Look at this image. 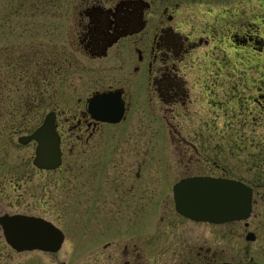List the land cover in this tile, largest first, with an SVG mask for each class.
Returning a JSON list of instances; mask_svg holds the SVG:
<instances>
[{
	"label": "rangeland",
	"instance_id": "1",
	"mask_svg": "<svg viewBox=\"0 0 264 264\" xmlns=\"http://www.w3.org/2000/svg\"><path fill=\"white\" fill-rule=\"evenodd\" d=\"M36 2L0 0V215L46 218L65 237L54 253L11 250L5 257L0 251V264H105L118 247L132 250V225L144 230L147 219L159 214L160 206L113 212L114 207L107 209L101 201L91 202L84 184L77 186L75 198L64 196L57 186L55 190L57 173L32 164L35 143L17 141L49 110L58 112L62 131L69 134L70 118L84 109L91 93L118 83L125 92L126 117L118 124L105 123L104 133L130 136L146 151L153 147L157 199H173L174 183L197 174L231 177L254 186L248 224L194 223L188 229L192 250L184 260L264 264V0H181V12L172 24L181 30L214 25L216 44L201 46L190 58L201 65L187 69L200 76L187 74L199 82L190 86L198 105L168 112L172 119L151 91L146 65L116 60L113 50L104 60L91 59L79 47L75 58L65 61L75 53L62 45L66 35L58 34L75 26L64 13L67 0H43V11ZM167 4L154 0L148 16L159 15ZM245 33L258 40L243 42ZM70 178L65 174L60 187L68 189L74 183ZM171 205L162 208L163 214H175ZM248 231L254 232L253 241L245 239ZM141 238L139 245L149 246L147 234L141 233Z\"/></svg>",
	"mask_w": 264,
	"mask_h": 264
},
{
	"label": "flooded vegetation",
	"instance_id": "2",
	"mask_svg": "<svg viewBox=\"0 0 264 264\" xmlns=\"http://www.w3.org/2000/svg\"><path fill=\"white\" fill-rule=\"evenodd\" d=\"M165 2L168 4L159 15L151 18L148 13L154 0H67L64 13L68 14V19L75 26L65 32L58 30V34L66 35L62 45H67L75 53L72 56L66 55L65 61L75 58L77 47L81 48L86 57L99 60L106 59L113 50L112 57L116 60L122 58L128 63L137 61L147 66L151 91L157 96L165 115L171 117L168 112L184 111L197 106L194 98L196 94L190 86L194 87L199 82L190 80L187 74L200 76L198 72L187 69L201 66L199 63L195 64L194 59L190 60L201 46L215 48L216 27L208 25L201 30H181L172 24L181 12V0ZM36 4L38 11H43V0H37ZM248 35L245 33L241 40L245 43L258 40ZM190 62L193 64L190 65ZM178 63H182V68L177 66ZM183 67H186V71ZM215 74L216 72L211 75ZM41 80L43 82V78ZM205 85L209 86V83L205 82ZM108 91L120 92L125 106L124 116L119 121L121 122L126 117L127 103L120 83L117 86L108 84L106 88L96 90L89 97ZM49 111L55 113V131L60 137L61 163L55 169L39 170L57 173L55 190L58 187L59 193L62 191L64 196L75 198L77 186L84 184L91 202L101 201L100 204L107 209L114 207L113 212H118L123 207L132 211L140 206L153 207L155 210L156 206L161 208L158 215L155 213L147 219L144 226L146 229L141 230L137 224L132 225V250L118 247L105 264H190L184 260L188 250H192L189 246L191 242L188 229L197 221L178 213L173 205L171 206L175 214H163L162 208L174 204V200L156 198V188L152 183L155 179L153 169L157 157L153 147L146 151L130 136L105 134L103 127L108 122L93 118L87 111V102L84 109L70 118L69 134L63 133L58 112ZM31 142L36 147V142ZM170 159L166 158V161L169 163ZM65 174L71 175L70 180H74L68 189L60 187V181ZM83 179L85 183L82 182ZM248 185L254 189L253 184ZM136 222L140 223L139 220ZM141 233H146L149 239V246L144 248L139 245ZM0 240V251L4 252L5 257L9 256L11 250L15 249L5 240L1 227ZM108 245L109 243L104 245V249ZM207 264H210L209 260Z\"/></svg>",
	"mask_w": 264,
	"mask_h": 264
},
{
	"label": "water",
	"instance_id": "3",
	"mask_svg": "<svg viewBox=\"0 0 264 264\" xmlns=\"http://www.w3.org/2000/svg\"><path fill=\"white\" fill-rule=\"evenodd\" d=\"M86 102L87 111L96 120L118 123L124 116L125 106L118 91L94 94ZM17 141L21 144L36 142L32 159L36 168L51 170L60 165V137L55 131L54 111L47 112L31 133L19 136ZM172 191L175 210L194 221L223 224L244 220L245 225L248 224L253 190L240 180L211 175L188 176L176 182ZM0 227L5 240L16 251L57 252L64 241L63 231L40 216L2 214ZM245 239L253 241L254 232L248 231ZM221 264L233 263L225 261Z\"/></svg>",
	"mask_w": 264,
	"mask_h": 264
}]
</instances>
